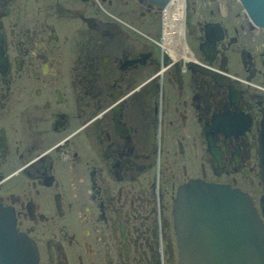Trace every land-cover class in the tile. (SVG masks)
<instances>
[{
  "label": "flooded vegetation",
  "instance_id": "obj_1",
  "mask_svg": "<svg viewBox=\"0 0 264 264\" xmlns=\"http://www.w3.org/2000/svg\"><path fill=\"white\" fill-rule=\"evenodd\" d=\"M147 1L0 0V204L37 264H175L184 141H200L194 179L255 202L262 189L264 29L239 0H190L186 36L205 71L182 61L162 71L159 30L143 32V16L160 23Z\"/></svg>",
  "mask_w": 264,
  "mask_h": 264
},
{
  "label": "water",
  "instance_id": "obj_2",
  "mask_svg": "<svg viewBox=\"0 0 264 264\" xmlns=\"http://www.w3.org/2000/svg\"><path fill=\"white\" fill-rule=\"evenodd\" d=\"M240 1L254 21L264 25V0ZM261 124L258 154L264 192V120ZM176 200L174 228L177 231L179 225L185 235L188 247L183 254L189 260L195 264H264V222L246 194L229 186L193 180L179 190ZM260 207L264 218V194ZM23 241L13 229L8 210L0 206V253L5 257L4 264H9L14 248L17 251L25 245L28 249ZM181 253L179 249V264H184L188 259Z\"/></svg>",
  "mask_w": 264,
  "mask_h": 264
},
{
  "label": "bare ground",
  "instance_id": "obj_3",
  "mask_svg": "<svg viewBox=\"0 0 264 264\" xmlns=\"http://www.w3.org/2000/svg\"><path fill=\"white\" fill-rule=\"evenodd\" d=\"M134 1V0H133ZM149 2L153 3L152 5L157 7L158 8V12L160 14H158V18H159V21L161 23L160 26V29L159 31H163L162 32V35H161V38H158L156 37L155 38V42L157 43V46L159 44V47L160 49L162 50V54L160 53V56L159 58L162 60V64H163V69L162 71H164L166 68V66L169 67V65H172L171 61L173 63H177V61L181 62H185V63H188L190 65V67H192V69H199L197 71H202L203 70L205 71V69L203 67H205V65L201 64L200 61H198L196 59V54L192 51L191 47L189 46L188 44V38L186 36V32L187 30L191 29L192 28V25L190 23V17H189V14H190V9H187V5L189 4V0H167L166 2H162V1H158V2H153L152 0H148ZM147 1V2H148ZM197 1V0H196ZM240 1V0H239ZM193 2V1H192ZM241 2V1H240ZM139 4V3H138ZM141 4V3H140ZM241 4L243 5V3L241 2ZM147 6V5H146ZM145 7V6H144ZM243 7L245 8V13L244 15L246 17H248L249 19H251L254 23H256L249 11L248 8H246L244 5ZM147 11V10H146ZM158 20V19H157ZM257 26L259 25L261 28L264 29V25L262 24H258L256 23ZM159 25V23H158ZM242 26V25H241ZM43 27V26H42ZM248 28V27H247ZM54 29V28H53ZM248 30V29H247ZM210 32V31H208ZM52 33V32H51ZM54 34V33H53ZM190 34V32H189ZM251 34V33H250ZM52 35V34H51ZM193 35V34H192ZM246 35V34H245ZM55 36V35H54ZM213 37H212V33L209 34V40L208 42H205L204 44L205 45V48L208 49V51H213L214 50V43L212 41ZM211 42V43H210ZM209 44V45H208ZM200 48V47H199ZM22 50V49H21ZM38 51V50H37ZM129 53V52H128ZM214 52H212L213 54ZM131 54V53H130ZM16 55V54H15ZM19 55V54H18ZM209 55V54H208ZM127 62V61H126ZM128 63H130L128 61ZM207 63V62H206ZM214 68V67H213ZM225 67H223L224 69ZM213 70V69H212ZM161 70H159L157 72V75L160 74L162 72ZM80 72V70H79ZM211 71L208 70L207 72V75H210ZM213 72V71H212ZM214 73V72H213ZM248 73V72H247ZM250 73V72H249ZM212 75V74H211ZM2 76V75H1ZM218 76H220L221 78L225 79L228 78L231 82V85L233 84L232 82L234 81L232 79V77H228V75L225 74V72H223L222 70L218 71L216 74H215V78L218 79ZM44 77V75H43ZM3 78V77H2ZM42 78V77H41ZM50 78V77H49ZM249 78V77H248ZM34 79V78H33ZM50 81V80H49ZM48 81V82H49ZM249 82V81H248ZM224 85H227V81H224L223 82ZM229 84V83H228ZM241 85V83H240ZM236 86V85H235ZM43 89V88H42ZM35 91V89H34ZM41 91V90H39ZM264 92V91H263ZM38 93V92H37ZM39 95V94H38ZM41 95V94H40ZM48 96V94H47ZM216 99V98H215ZM49 100V99H48ZM236 100V99H235ZM175 102V101H174ZM208 102V101H207ZM45 103V102H44ZM219 103V102H218ZM236 103H238L236 101ZM43 104V103H42ZM174 104V103H173ZM45 106V105H44ZM35 107V106H34ZM237 107V105L235 106ZM47 108V107H46ZM38 109V108H36ZM54 114V112H53ZM144 114V113H143ZM35 117V116H34ZM37 117V116H36ZM223 117V116H222ZM43 119V118H42ZM141 119V118H140ZM222 119V118H221ZM220 119V120H221ZM36 120V119H35ZM129 120V118H128ZM264 120V119H263ZM263 120H261L263 122ZM143 121V120H142ZM238 121V119H237ZM235 121V122H237ZM40 122V121H39ZM130 122V121H129ZM169 122V121H168ZM219 122V121H218ZM225 122V121H224ZM229 122V121H228ZM239 122V121H238ZM185 123V122H184ZM132 124V123H131ZM167 124V123H166ZM186 124V123H185ZM221 124V123H220ZM127 125V124H126ZM176 125V124H175ZM184 125V124H183ZM37 126V125H36ZM165 126V125H164ZM178 126V125H177ZM182 126V125H181ZM180 126V127H181ZM207 126V125H206ZM262 124H260V131H262V128H261ZM184 127V126H183ZM247 127V126H246ZM245 127V128H246ZM113 128V127H112ZM120 128V127H119ZM201 128V127H200ZM204 128V127H203ZM110 129V128H109ZM140 129V128H138ZM185 129V128H184ZM138 131V130H137ZM139 132V131H138ZM136 132V133H138ZM217 132V131H216ZM220 132V131H219ZM135 133V134H136ZM242 133V132H241ZM111 134V133H110ZM140 134V133H139ZM138 134V135H139ZM209 134V133H208ZM214 134V133H213ZM216 134V133H215ZM183 135V134H182ZM210 136V135H209ZM172 137V136H171ZM184 137V136H183ZM215 137V136H214ZM222 137V136H221ZM187 138V137H186ZM116 139V138H115ZM189 139V138H188ZM5 140V139H3ZM258 140V139H256ZM255 140V141H256ZM116 141V140H115ZM141 141V140H140ZM207 141V140H206ZM154 142V141H153ZM212 142V141H211ZM119 143V142H118ZM137 143V141H136ZM210 143V142H209ZM204 144V143H203ZM202 144V145H203ZM206 144V143H205ZM204 144V145H205ZM120 145V144H119ZM118 145V146H119ZM210 146L212 145V143L209 144ZM5 146V145H4ZM115 146V145H114ZM141 146H143L141 144ZM206 146V145H205ZM204 146V147H205ZM209 146V147H210ZM218 146V145H217ZM212 147V146H211ZM214 147V145H213ZM128 148V147H127ZM203 148V147H202ZM218 148V147H217ZM126 149V148H125ZM124 149V150H125ZM182 149V147H181ZM204 149V148H203ZM211 149V148H210ZM215 149V148H214ZM220 151H221V147L218 148ZM225 149V148H224ZM121 150V149H120ZM143 150V149H142ZM180 150V149H179ZM212 151V150H211ZM124 152V151H123ZM151 152V151H150ZM181 152V151H180ZM183 152V151H182ZM147 153V152H146ZM149 155V154H147ZM146 155V156H147ZM206 156V155H205ZM144 160V158H143ZM142 160V161H143ZM205 160V159H204ZM225 160V159H224ZM133 161V160H132ZM137 162V160H136ZM144 162V161H143ZM142 164H145V162ZM226 162V161H225ZM224 163V162H223ZM147 165V164H146ZM223 166V165H222ZM170 167V166H169ZM166 168V167H165ZM164 169V168H162ZM172 170V169H171ZM160 171V170H159ZM160 176V175H159ZM166 176V175H165ZM207 179V178H205ZM218 182V181H217ZM236 184V183H235ZM233 185V184H232ZM185 186V185H184ZM184 186H182L180 188L181 191H183V188ZM165 187V186H164ZM245 188V187H244ZM177 198L175 197L173 199V204L176 205L177 204ZM0 206L3 208V209H7L9 214H10V217H11V222L14 223L15 225V216L13 214V212L11 210H9L8 208H5L2 204H0ZM257 211V210H256ZM147 227V226H146ZM17 233V231H16ZM176 233V236H177V247L179 249H182V253H181V256L182 257H185L186 259L187 256L183 254L184 251H186L187 247H188V243H187V240L185 238V235L183 234V232H181L180 228H179V225H177V231H175ZM18 237L20 236H23L21 235L20 233H17ZM24 237V236H23ZM30 241V240H28ZM179 241V243H178ZM24 243V242H23ZM29 244L30 246H27L28 249H25V245H21L22 248L20 250L23 249L24 252H27V250H30L31 251V254H32V262L31 263H27V264H37V261L35 260L36 259V254H35V249H34V246L32 244V242H29V243H26V245ZM178 256H179V252H178ZM184 264H195L193 261L189 260L187 262H184Z\"/></svg>",
  "mask_w": 264,
  "mask_h": 264
},
{
  "label": "rangeland",
  "instance_id": "obj_4",
  "mask_svg": "<svg viewBox=\"0 0 264 264\" xmlns=\"http://www.w3.org/2000/svg\"><path fill=\"white\" fill-rule=\"evenodd\" d=\"M190 4H191V2H190V0H189V4L187 5V9H190ZM189 17H190V15H189ZM143 19H144V23L147 25L146 27H144L143 29H144V33L145 34H147L149 37H150V35H153V32L156 30V32H158V30H159V28L160 27H158V29L155 27L154 28V25H155V22H154V19L153 20H150L148 17H146V16H143ZM124 22H125V24H128V20H127V23H126V21L124 20ZM133 25V27L131 26V27H128V28H133L134 29V31H137L138 29L137 28H135V26H137L138 28H139V26H138V23H135V25L134 24H132ZM161 25V23H159V26ZM127 27L126 28H124L123 30H125L127 33H128V35H131V33H133V36H134V38L133 39H136V38H138V35L137 34H135L134 32H132L131 30H129ZM140 29V28H139ZM162 32L163 31H159L158 32V35H157V37L158 38H161V35H162ZM143 38V37H142ZM151 38V37H150ZM128 40V39H127ZM144 40H145V38H144ZM130 41V40H129ZM146 41V40H145ZM145 41H144V43H145ZM177 62H179V61H177ZM184 62L182 61L181 62V64H183ZM147 71V70H146ZM148 72V71H147ZM148 73H150L151 74V72L149 71ZM148 73H146V76H148ZM143 80V79H142ZM169 102V101H168ZM264 119V113H263V118H262V120ZM259 127H260V124H259ZM257 139H258V137H257ZM184 145H185V148L187 149V152L185 153L184 152V154L180 157L181 159L180 160H182V162L180 163V164H176L177 166L175 167V169H178V170H175L176 171V173L174 172V171H172V174L173 175H175V176H177V174L178 175H180L181 174V176H179V177H176L175 178V180H176V182H177V184H181V183H185L186 181H182L181 180V178L182 177H184V174L185 175H187V179H189L190 178V180L191 179H194V178H197V177H199V176H201L203 173H201V171H200V165H201V163H202V158L200 157V156H197V155H194V153H193V151L191 150V148L194 146L195 148H198V147H200L201 145H200V141L199 140H194V144H193V146L191 147V148H189L190 147V143L188 142V141H184ZM182 163H184L185 165H186V168H184V169H181V164ZM199 166V167H198ZM174 167V166H173ZM6 168V166H4V169ZM184 172V174H183V172ZM180 173V174H179ZM186 179V180H187ZM173 180H171V182H172ZM181 181V182H180ZM205 183H207V182H205ZM6 186V185H5ZM181 187V186H180ZM8 189H7V187H4V188H0V195H6L7 194V191ZM17 191V190H16ZM262 189H259V194H258V196H257V200H256V205L258 206V209H259V199H260V196L262 195ZM176 196H178V192L176 193ZM31 197L32 198H36V197H34V196H32L31 195ZM67 199H68V201H69V197H67ZM71 199H73V200H75L77 203H78V205H79V207H80V209L81 210H83L84 208H85V204L82 202V201H80V200H78L77 198H75L74 197V194H73V196H72V198ZM170 219V221H172V223L174 222V216H170L169 217ZM13 224V223H12ZM173 230H174V233H172V234H174V244H175V248H174V251H175V253L173 254V256L175 255V259H177V261H176V263L177 264H179V261H180V258H179V256H178V252H179V248L177 247V236H176V233H175V228H173ZM20 239H22V240H24L23 242L24 243H29V242H31V241H28L29 239L28 238H26V237H23V236H20L19 237ZM26 246H30L29 244H27ZM176 255H177V257H176ZM36 260V259H35ZM37 261V260H36ZM175 263V264H176Z\"/></svg>",
  "mask_w": 264,
  "mask_h": 264
}]
</instances>
